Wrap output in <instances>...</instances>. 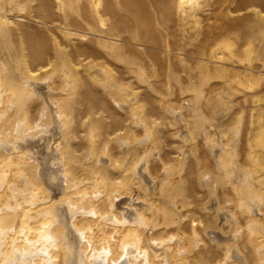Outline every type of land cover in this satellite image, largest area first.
Segmentation results:
<instances>
[{
	"label": "bare ground",
	"instance_id": "1",
	"mask_svg": "<svg viewBox=\"0 0 264 264\" xmlns=\"http://www.w3.org/2000/svg\"><path fill=\"white\" fill-rule=\"evenodd\" d=\"M200 5L167 0L163 10L184 33ZM254 5L251 18L224 24L228 33L245 30L246 56L237 55L241 50L229 35L222 41L227 57L219 43L209 52L207 38L195 52L198 79L189 64L188 83L180 82L182 92L195 96L179 105L169 96L160 99L157 113L169 122L175 121L171 113H179L187 121L183 139L193 143L180 151L172 141L164 156L163 123L145 112V103L156 102L152 95L165 88L172 95L173 55L186 58L162 20L143 3L134 4L126 21L111 22L105 0H0V264H264V148L258 149L264 87L256 89L264 80V60H253L255 42L256 52H264V13ZM14 9H28L27 23ZM35 19L43 27L31 32ZM122 43L139 52L159 50L166 56L163 68L152 60L149 73L137 56L119 51ZM208 56L216 62L213 73ZM214 76L220 81L208 91L218 94L209 96L215 116L231 109L240 92L257 111L244 160L237 143L210 134L215 123H206L202 112L204 86ZM98 113L112 123H102ZM172 135H179L177 128ZM152 159L157 164L151 166ZM184 170L187 177L180 176ZM139 173L153 181L152 194L144 206L123 205L120 197L131 195L133 184L147 190ZM187 182L192 195L206 198L191 200Z\"/></svg>",
	"mask_w": 264,
	"mask_h": 264
},
{
	"label": "rangeland",
	"instance_id": "2",
	"mask_svg": "<svg viewBox=\"0 0 264 264\" xmlns=\"http://www.w3.org/2000/svg\"><path fill=\"white\" fill-rule=\"evenodd\" d=\"M105 2H107L110 5V9H111V13H112L111 22L126 21L127 16L130 13V9L133 8L134 4L138 5L139 3H143L144 7H146V9H147L148 14H151V15L153 14L154 17H157V18H159V20H162L164 22L165 26H167L169 28L168 30L172 33V35L170 36V39H169L171 44L183 47L184 50L182 51V53L184 55L183 54H181V55L185 56V58H186L185 61L182 62L180 57H175V54L173 55L174 56L173 62H174V67H175V73L172 76H170V81H171L172 87H173L172 95H168L166 93V90H165L166 88L162 89L163 92H159V93H157V95L155 93L153 95L151 94L152 97L155 96L156 98H159V99L156 100V102L154 100H153V102L147 101L145 103V109L144 110L146 113L148 112L149 114H153L155 112L156 113V114L154 113L155 116H157V117L159 116L160 118L158 120L161 121V123H163L162 124V130H163V136H164L165 149L163 150L162 153L164 154V156L168 155L169 150L172 149V145H171L172 141H178V143L180 144V151H187V150L189 151L193 143L191 141H185L183 139V137H184L183 135H185L184 132L186 133V131L188 129L187 126L185 125V123H187V121H185V119H182L179 116V113L177 114V113L173 112V113H171V116L173 117V120H175V121L177 120V123L174 121L176 123V125L171 124L174 122H169L168 119L166 120V117H164L165 118L164 119L163 114L157 113L156 107H159V105L161 104L160 99L164 98L163 101L167 100L168 96H169L168 99L172 100L173 103L177 104V105L181 104L180 102H182L183 100L188 99L189 97L195 96L193 91L182 92V90L180 89L181 88L180 82L185 81V85L188 83V82H186L188 74L185 71L186 70L185 68L189 64L192 65L194 68L190 71V73L196 77V80L198 79L197 76L199 75L198 73H200V70L197 69L198 68L197 63L199 62V58H198L197 53H195V52L197 51L198 46H200V44H202L203 40H205L207 38L209 40H211L210 44H209V48H208L209 52L212 48H214V45L217 46V44L219 43L218 45H221L220 46L221 47V49H220L221 53L223 54V56L227 57L226 54L229 53V47L226 46L222 41H223V39H227L230 36L228 38L230 40V42H232V44L234 42V46H236V48H239V50H241V52L239 51L241 54L239 53L237 55L240 56L241 58H243V56L245 57L246 54L243 51V49L245 48V46L247 44L246 39H245V35H246L245 30H242V28H238V29L234 28V29H231L232 31H229L230 33H228V31H226L224 29V24H228L232 21H236V20H240V19L251 18L252 17V10H250L251 4H253V5L255 4L254 6L257 9L262 10L264 13V0H256V1L255 0H201V5L195 11V15H196L195 18L190 17V19L188 21H189V23H191V25L189 23L186 25L187 30L184 33H181L178 31V29H177L178 26L174 20V16L166 14L165 11L163 10L164 6L166 5L167 0H129V1H127V0H105ZM73 10L74 9L71 7L68 8V12L70 13L71 17H74V15H75L73 13ZM13 13L21 15L20 20L22 22L27 23V19L29 16L28 9H24L22 11L14 9ZM196 20L199 21L200 23H195ZM193 23H195V24H193ZM77 25L78 26H74V27L84 29L83 24L77 23ZM42 27L43 26L38 24V22L35 19V22H32L31 27L29 26L28 28H29V30H31V32H36V30L41 29ZM139 33L140 34L144 33V31L142 29H140ZM218 40H219V42H218ZM253 46H254L253 60L255 62L259 63V62H261L260 60H264V52H261V50L259 52H256L257 42H255L253 44ZM119 51H126L127 53H130V56H134V55L137 56L139 59H141L144 62L149 73H151V68H152L151 63L154 60L159 62V68L161 70L163 68L162 62H164V60L166 59V56L164 54H162L157 49L148 48L146 52H142V51L139 52L136 50V47H134L133 45L128 44V43H122L121 47L119 48ZM221 53H220V55L222 56ZM256 54H258V56ZM255 55H256V57H255ZM151 58H153V59H151ZM207 58H209L210 60L209 59H205V60L207 61V63H209V66L211 68L210 72L213 73L216 62H215L213 57L208 56ZM212 59H213V61H211ZM156 79L161 80V81H165V80L167 81L166 77H164V76H157ZM179 79H180V81H179ZM209 81L210 82L204 86L206 89L205 95H207V96H205L206 99H204V101L202 102L201 108L204 109V111L202 110V112L209 119V120H207L206 123H215L214 126H212L210 128V134L215 138H218V139L222 138L226 142L228 141L230 146H235L238 144L239 148L241 149L240 159L244 160V148L246 147V141L245 140H246L247 132H248L250 124L252 123L251 122L252 116L256 115L257 111L254 110L251 103L242 102L241 99H242V96L244 94H243V92H240V93H237L233 96L234 97L233 98L234 104H233V107L231 109L222 108L221 110H223V111L220 110L221 112L218 115L219 117L220 116L221 117L219 118L218 116H215L212 104L209 103V99L211 96H212L211 100L216 99L218 97L217 96L218 94H216V92L213 94L209 93L208 89L210 86L212 87L213 85H216L218 83V81H220V79H219V77L214 76ZM261 87H264V80H263V83H261L256 89H259ZM242 89H245L246 92L251 93L250 90H248L246 88H242ZM213 96H215V97L213 98ZM152 97H151V99H153ZM207 101H208V103H207ZM206 103H207V105H206ZM235 103H237V104H235ZM262 105L264 106V100L262 101ZM153 107H155L154 108L155 111L152 110ZM186 109L187 108H184V111H183V115L185 116V118L190 117V115H191V111L186 110ZM151 111L153 113H151ZM118 114H120V116L122 118L125 117L123 112H120ZM154 114H153V116H154ZM98 116L103 118L102 123L110 124L113 121V119L111 117H108V115H106V113H98ZM174 116H176V117H174ZM262 117L263 118L261 119V121H259V123L264 124V115ZM215 118H217V119H215ZM124 122L125 123H132V122H130V120H127ZM182 125H184V127ZM136 128H137V131L139 133V137H142L143 136L142 128H140V127H136ZM176 128L178 129L179 135L173 136L172 134L174 132H176ZM218 131H220L221 133H225L227 131V133H225L226 136L223 134L221 135V133ZM122 132H124V131H122ZM82 140H83V138L79 139V141H82ZM120 140H125V138L123 139L122 137H120ZM195 142L196 143L198 142L197 144L199 146V154H203L205 148L203 145L202 137L200 135H198V138H196ZM263 142H264V140H263ZM263 142L258 141V143H259L258 149L262 150V148H264ZM113 145L115 146L116 151L119 150V148L117 147V145H118L117 143H114ZM167 146H168V148H167ZM150 151L153 152L155 150L151 149ZM172 156H174V155H172ZM193 159L194 158H192V155H189V160L192 161ZM155 164H157V161H155L153 159L150 160L151 166H153ZM146 175L141 174V173L138 174V176L142 180H144V182L147 184V190H143L140 186L138 187L137 184H133V186H132V189H134V190H132L133 193L131 195L130 194H124L120 197L121 203L123 205H131L133 203H135V204L138 203V204H141L142 206H144V202H142L143 199L145 201L146 196L150 197L152 194V190H153V185H152L153 181L151 180V178L148 175L147 176ZM187 175H188V170H184L180 173V176L187 177ZM186 193L191 195L190 199L193 201H196V202H199V201H201V199L206 198V194H204V195H201V194L200 195H192L191 184L189 182L186 183ZM137 196H139V197L137 198ZM141 197H143L142 200H138V202H137L136 199H139V198L141 199Z\"/></svg>",
	"mask_w": 264,
	"mask_h": 264
}]
</instances>
